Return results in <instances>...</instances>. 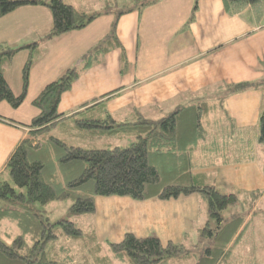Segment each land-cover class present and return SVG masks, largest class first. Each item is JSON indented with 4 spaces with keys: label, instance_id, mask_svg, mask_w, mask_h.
Listing matches in <instances>:
<instances>
[{
    "label": "crops",
    "instance_id": "0c3cea01",
    "mask_svg": "<svg viewBox=\"0 0 264 264\" xmlns=\"http://www.w3.org/2000/svg\"><path fill=\"white\" fill-rule=\"evenodd\" d=\"M61 1L98 15L85 28L54 37L48 36L52 16L46 5L28 4L0 17V48L13 51L2 58L1 71L14 94L20 92L22 69L31 61L21 105L12 108L0 102V173L13 148L29 136L28 125L39 113L32 101L66 69L76 67L78 78L58 105L65 115L97 99V107L84 115L109 114L117 123L135 122L140 115L156 121L177 108L206 102L213 115L201 118L202 137L189 151L185 179L236 193L240 205L254 202L252 208L225 217L244 215L228 247L263 243L264 235L254 232H260L256 222L264 217V143L258 141L264 99V0H150L145 5L141 2L149 0ZM115 22L110 48L80 67L79 60L110 35ZM241 82L251 86L223 95L228 85ZM94 201L89 229L104 245L132 233L191 249L198 247L189 243L201 236V226L208 221L207 216L200 218L207 212H201L206 199L200 193L168 200L96 196ZM198 219L204 222L197 224ZM236 235H242L237 243ZM209 240L205 243L213 244Z\"/></svg>",
    "mask_w": 264,
    "mask_h": 264
},
{
    "label": "trees",
    "instance_id": "16d2710c",
    "mask_svg": "<svg viewBox=\"0 0 264 264\" xmlns=\"http://www.w3.org/2000/svg\"><path fill=\"white\" fill-rule=\"evenodd\" d=\"M227 1L256 3L261 0ZM147 3L150 0L141 2V5ZM28 4H43L50 9L52 25L49 37L83 29L98 15L77 11L61 0H0V17ZM115 26L116 22L110 35L83 55L79 60L80 67L90 65L95 56L110 48ZM12 53V50L0 48V102L18 108L27 93L31 61H27L22 69V88L16 95L1 71L2 58L10 57ZM78 75V68L66 69L32 101L39 113L28 125L29 136L13 148L4 171H1L3 174L0 173V264H72V256H59L61 249L68 247V242L80 241L82 245L89 239L94 240L92 229L85 231L65 219L51 222L45 213L51 202L72 199L69 213L93 215L96 196L168 200L192 193L205 197L207 214L216 222V227H213L208 218L200 230L201 236L213 241L212 246L202 250L194 246L190 250L179 243H163L156 236L137 237L126 233L121 241L106 243L110 253L105 264H112L115 260L125 264H232L230 256L235 247H228V244L243 223L244 215H232L227 221L221 212L237 206L239 196L221 193L212 186H197L185 179L189 176L187 159L191 148L202 137L201 118L209 112L206 102L177 108L156 121L140 115L135 122L117 123L109 114L95 118L84 115L97 107V99H93L92 105L86 109L65 115L58 111L59 101ZM249 86L251 84L244 82L228 85L223 95ZM119 129L126 130L133 138L123 148L84 147L69 143L58 135L64 130L72 135L84 133L95 137ZM258 141L264 143V99L259 116ZM52 151L58 152L57 158ZM50 161L55 166L57 177L56 165H61L69 173L65 183L55 184L56 176L49 168ZM183 165L188 167L187 171ZM161 174H167L164 181ZM252 205L254 202L241 205L240 209L247 210ZM11 237L13 240L9 244ZM241 238L242 235H236L235 243ZM58 243L60 249L56 248Z\"/></svg>",
    "mask_w": 264,
    "mask_h": 264
},
{
    "label": "rangeland",
    "instance_id": "374dc122",
    "mask_svg": "<svg viewBox=\"0 0 264 264\" xmlns=\"http://www.w3.org/2000/svg\"><path fill=\"white\" fill-rule=\"evenodd\" d=\"M19 93H17L16 95H18ZM167 115H169V113L164 114V116H167ZM212 115L213 113L209 111L206 114V117L212 116ZM120 122L122 123L121 120ZM58 135L62 138H65L69 143H72V144H76V145L78 144L84 147L94 146L97 148H109V149L114 146H119L123 148L124 146H128L133 140L132 136L122 129H119L118 131H115L109 134H102L101 136L95 135V137L93 138L89 136L88 134L72 135L68 132H64V130H62ZM51 153H53V156L55 154L57 158L58 156L57 151H52ZM54 167L55 166L53 165L52 161H50L49 168L53 171L52 175L56 176L55 184L65 183L66 180H68L67 176H69L68 175L69 173L67 174L61 165L59 166L56 165L57 167L56 171L59 172V177H57ZM73 174H76V172ZM161 175L164 181L165 177H167L166 176L167 174H161ZM48 180H51V179H48ZM53 183L54 181L53 182L51 181V184ZM71 203H72V199H69L66 201L62 200V201L51 202L49 205L46 206L45 213L51 222H57L58 220H61V219L70 220L73 223H75L77 226H79L80 228L87 231L91 223L90 217H93V215L91 216L90 214L74 215V214L69 213V206L71 205ZM204 205L206 206L203 207ZM236 205L237 206L233 208L229 207L227 210L228 212H226V210H223L221 212V215L226 217L229 213L232 214L231 212H234V210L239 211L240 207L242 206L239 205L238 203ZM205 209H207V200H206V204L202 203L201 212H203ZM206 216L207 218H209L207 212H206V215H203L201 213L200 218L206 217ZM210 220H211V225H214L213 227H216V222L213 219H210ZM225 220L228 221L229 218H225ZM203 222L204 221L202 219H198L197 224H200ZM256 223L258 224V228L260 229V232L258 233V229H256V232H254V235L257 234V236L260 237V233L264 235V217H263V222L259 219L258 222ZM205 225H202L201 228H203ZM95 237L96 236H94L93 241L89 239L87 244H82V245L80 241L68 242L70 244H68V247H64V249H61L62 253L59 254V256L64 257L67 254L69 256H72V264H105L107 263L108 259L106 258V256L110 253V250L108 249V247L106 248L102 242H99ZM12 240H13L12 237L9 238V241H8L9 244L12 242ZM206 240L207 238L204 235L194 236V242L191 240L189 244H196L198 245V249L202 250V248L209 247V245L212 244V242L205 243ZM91 241H92L91 243L92 246L89 245ZM58 242L61 243V240H59ZM59 243L56 245V248L58 249H60ZM90 247H93V248H90ZM70 250H72V252H69ZM190 250H193V248H191ZM235 250L233 252V254L236 256L235 259L233 258V254H231L230 256L232 257L231 258V260L233 261L232 264H264V242L260 243L258 247H235ZM113 263L125 264L117 260L113 261Z\"/></svg>",
    "mask_w": 264,
    "mask_h": 264
}]
</instances>
